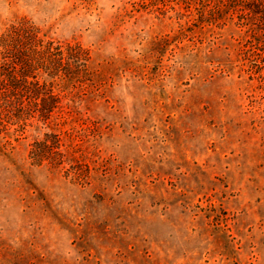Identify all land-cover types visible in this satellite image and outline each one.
<instances>
[{"label": "rangeland", "instance_id": "374dc122", "mask_svg": "<svg viewBox=\"0 0 264 264\" xmlns=\"http://www.w3.org/2000/svg\"><path fill=\"white\" fill-rule=\"evenodd\" d=\"M126 2L0 0V28L26 17L80 42L105 83L81 105L96 126L74 130L90 184L30 166L28 146L24 188L45 203L2 187L0 264H264V116Z\"/></svg>", "mask_w": 264, "mask_h": 264}, {"label": "trees", "instance_id": "16d2710c", "mask_svg": "<svg viewBox=\"0 0 264 264\" xmlns=\"http://www.w3.org/2000/svg\"><path fill=\"white\" fill-rule=\"evenodd\" d=\"M126 5L150 16L157 29H169L173 41L183 45L186 65L206 76L236 79L240 92L253 99L255 114L264 116V0H127ZM14 17L0 28V193L13 186L26 210L36 211V202L45 199L24 188L22 152L31 146L32 167L90 184L89 174L99 164L91 160L95 153L74 146V130L88 120L96 126L83 119L81 105L105 83L90 48L55 39L51 28Z\"/></svg>", "mask_w": 264, "mask_h": 264}]
</instances>
